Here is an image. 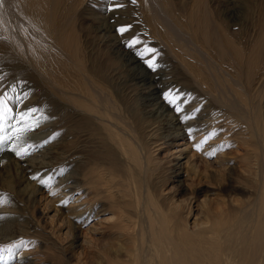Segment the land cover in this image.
<instances>
[{
  "label": "rangeland",
  "instance_id": "obj_1",
  "mask_svg": "<svg viewBox=\"0 0 264 264\" xmlns=\"http://www.w3.org/2000/svg\"><path fill=\"white\" fill-rule=\"evenodd\" d=\"M143 67L165 75L186 134L155 153L165 128L141 105ZM72 186L91 214L68 227L46 201ZM14 231L0 264H29L24 251L39 264H264V0H0V237Z\"/></svg>",
  "mask_w": 264,
  "mask_h": 264
},
{
  "label": "bare ground",
  "instance_id": "obj_2",
  "mask_svg": "<svg viewBox=\"0 0 264 264\" xmlns=\"http://www.w3.org/2000/svg\"><path fill=\"white\" fill-rule=\"evenodd\" d=\"M36 3V2H35ZM193 11V10H192ZM191 13V12H190ZM196 17V16H195ZM184 19V18H183ZM197 20V19H196ZM190 22L194 23V21H191ZM197 22V21H196ZM183 25L185 24H188V20H181V22ZM198 24V22H197ZM195 25V24H193ZM192 25V26H193ZM188 27V25H187ZM102 28V27H101ZM197 28V27H196ZM105 30V29H104ZM193 30V29H192ZM106 32V31H105ZM196 33V32H195ZM194 33V34H195ZM225 43V40L223 41ZM222 42V43H223ZM228 43V42H227ZM208 46V45H207ZM211 46V45H210ZM195 47V46H194ZM224 47V46H223ZM209 49V48H208ZM125 51V50H124ZM219 53V52H218ZM238 53V52H237ZM125 55V54H124ZM240 55V54H239ZM238 55V57H239ZM237 56V55H235ZM126 62H134V58L132 55H126V58H125ZM139 60V59H138ZM236 62V60H235ZM252 61H250V63H248L249 66H253L254 63H251ZM132 65V64H131ZM130 65V66H131ZM133 66V65H132ZM194 67V66H193ZM135 68V66H134ZM191 69H193L191 67ZM189 70H190V67H189ZM194 70V69H193ZM194 71H197V70H194ZM189 72H192V74L194 73L192 70H190ZM130 74V73H129ZM165 76V75H164ZM163 74H161L160 72H152L150 71V69H146L145 67L141 68V69H136L134 70L133 69V72H132V79L134 80V82L139 86V87H142V92L140 93V96L141 98V105L143 106V109L146 111L147 114H149L148 116H154L156 115L155 117H153L154 119H156V122L157 121H160V122H164L162 125V127L159 125L157 126L159 129L160 128H165V129H162L164 131H162V135L159 136V142L158 144L156 145H153L154 149H151L155 152H157V150H159L162 146H166V145H169V144H172L174 143V140L176 138H180L181 139H184L186 134H184V132L182 131V129H180V126L179 125H176L177 122L175 121V118L176 116L173 117L174 114L168 112L169 110L167 109L168 108V105L166 104V102H164L162 99H161V92L163 91V88L160 86V82L159 79L160 77H164ZM131 78V77H130ZM132 80V81H133ZM159 81V82H158ZM159 83V84H158ZM21 91V90H20ZM177 92V91H176ZM169 103V102H168ZM18 108V106H17ZM21 108V107H20ZM20 108L18 110H20ZM28 108V107H27ZM23 109H24V106H23ZM16 110V111H18ZM144 111V112H145ZM20 112V111H18ZM17 113V112H16ZM175 113V112H174ZM182 113V112H181ZM188 115V114H187ZM188 117V116H187ZM217 117V116H216ZM205 118V117H204ZM210 119V118H209ZM178 120V119H177ZM19 122V118L18 116H14L13 117V120L12 122ZM30 121V120H29ZM34 121V120H33ZM179 121V120H178ZM214 121V120H213ZM189 122V121H187ZM211 122V120H210ZM188 124V123H187ZM190 124V123H189ZM188 124V125H189ZM20 125V124H19ZM22 125V123H21ZM203 125V124H202ZM210 125V124H209ZM208 125V126H209ZM183 126V125H182ZM197 126V124L195 125ZM200 126V125H199ZM19 128L21 126H18ZM156 127V129L154 130V134L157 135L159 134V131L157 130L158 128ZM191 127V126H190ZM210 127V126H209ZM193 128V127H192ZM213 128V127H212ZM40 129V128H39ZM38 129V130H39ZM43 129V128H42ZM210 128H206L203 129L202 131H209ZM24 130V129H23ZM52 130V129H51ZM212 130V129H211ZM26 131V130H25ZM197 131V130H196ZM43 132H45V130H43ZM42 132V133H43ZM31 133V132H30ZM195 133V132H194ZM200 133V132H199ZM24 134V133H23ZM35 134V133H34ZM161 134V133H160ZM21 135V134H20ZM26 135V134H24ZM23 136V135H22ZM28 136V135H27ZM30 136V135H29ZM41 137V136H40ZM156 137V136H155ZM154 138V137H153ZM158 138V137H156ZM155 138V140H156ZM158 140V139H157ZM28 141V140H27ZM14 142V140H13ZM155 142V141H154ZM155 142V143H157ZM192 142V141H191ZM19 143V142H18ZM34 143V142H33ZM21 144V143H20ZM19 144V145H20ZM177 145H180V143H176ZM182 144V143H181ZM193 144H194V140H193ZM18 145V146H19ZM189 145V142L188 143H184V145H181L183 147L179 148V149H172L174 146L170 147V151H169V154L173 155L176 159L178 160H182L183 158H185L186 156L185 155H182V151L184 150H187V147ZM38 146V145H37ZM16 147V146H15ZM8 149V148H7ZM35 148L31 149V150H34ZM30 149L28 148H21V149H17L15 152H20L21 156L25 154H28L27 152L31 151ZM37 150V149H35ZM156 150V151H155ZM203 150V149H202ZM152 152V151H151ZM152 153V155L154 154ZM68 154V153H67ZM151 154V153H150ZM9 155V154H8ZM8 155L4 156L5 159L7 160H10L11 162L14 163L15 166H17L19 168V173H20V179H19V184H27V185H30L33 187V190H32V193H31V196L32 198H35L37 196V194H39L41 192V189L39 188V186L37 187L36 184H33V182L30 181V179H28V176H26V173L28 172L29 168L27 166H22L20 165L21 162H19L16 158L15 159H11ZM65 155V154H64ZM69 157H74V158H77L78 155L75 154L74 152L73 153H69L68 154ZM15 156V155H14ZM66 156V155H65ZM16 157V156H15ZM48 157V156H47ZM64 159V158H63ZM24 160V159H23ZM25 160L27 161L26 163H28V166H35V164H37V167H49V165L52 163H50L49 161H44V160H37L35 162L36 159H33V158H30L29 156L25 158ZM23 163V162H22ZM21 163V164H22ZM53 164V163H52ZM54 165V164H53ZM223 165V164H222ZM36 167V166H35ZM43 167V168H44ZM224 167V166H223ZM35 169V168H34ZM37 169V168H36ZM50 169V168H49ZM33 170V169H32ZM31 170V171H32ZM42 170V169H41ZM45 171V170H44ZM47 171V170H46ZM45 171V172H46ZM39 172V171H38ZM43 172V173H45ZM30 173V172H29ZM32 173V172H31ZM35 174H37V172H35ZM47 174V173H45ZM33 176H35L33 174ZM38 176V175H36ZM35 176V177H36ZM44 176V175H42ZM41 176V177H42ZM40 177V176H38ZM36 177L38 180L39 178ZM59 178V177H58ZM68 178V177H67ZM61 179V178H60ZM34 181V180H33ZM36 181V180H35ZM62 181V180H61ZM65 182V181H64ZM49 183H53L52 180L49 182ZM48 183V184H49ZM38 185V184H37ZM42 185V184H41ZM55 186L54 187H57L56 184H54ZM43 186V185H42ZM41 186V188H42ZM66 188V187H65ZM73 186L72 188L70 189H66V191L62 192V191H58V193L56 194L55 197L53 198H50L49 200H47L46 204L47 206L49 207V210L48 211H53L54 212V215L57 216V217H60L62 221H64L68 227H69V222L72 221L74 223H77V222H83L84 220H86L88 217H90V214H91V211H90V207H89V204L86 205L84 203H81V201H79V197H75L72 199V197L70 196V194L72 193V190H73ZM63 190V189H61ZM54 190H50V192H53ZM4 226V225H3ZM218 226V225H217ZM12 228V227H11ZM16 229V228H15ZM63 229H67V226L66 225H63ZM21 230V229H20ZM16 231H14L12 233V237L9 236V238H6L5 236L4 237H0L1 240L0 242H6V243H12L14 244L17 240L16 238L19 237V239L21 238H24L23 236V232H20L19 233H16ZM17 234H21V235H17ZM75 238V237H74ZM16 240V241H15ZM75 240V239H74ZM215 240V239H214ZM9 246V245H7ZM25 252V251H24ZM23 254H17L15 256V258L18 260V261H22V262H27L29 264H39L37 262H35V259L31 256V254L28 252V253H24ZM22 253V252H21ZM3 264V263H2Z\"/></svg>",
  "mask_w": 264,
  "mask_h": 264
},
{
  "label": "snow or ice",
  "instance_id": "obj_3",
  "mask_svg": "<svg viewBox=\"0 0 264 264\" xmlns=\"http://www.w3.org/2000/svg\"><path fill=\"white\" fill-rule=\"evenodd\" d=\"M133 2H135V0H133ZM125 30H126V29H124V28H121V29H120L121 32H123V31H125ZM20 154H21L20 152H17V155H20Z\"/></svg>",
  "mask_w": 264,
  "mask_h": 264
}]
</instances>
